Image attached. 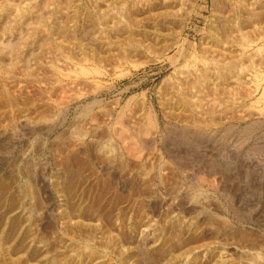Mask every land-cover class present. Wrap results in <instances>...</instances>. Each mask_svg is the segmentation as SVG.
Returning <instances> with one entry per match:
<instances>
[{"label": "rangeland", "instance_id": "obj_1", "mask_svg": "<svg viewBox=\"0 0 264 264\" xmlns=\"http://www.w3.org/2000/svg\"><path fill=\"white\" fill-rule=\"evenodd\" d=\"M50 1L45 0L46 6L54 12L56 0ZM64 1H68L62 4L66 15L54 12L58 21L64 19L59 22L61 30L51 42L44 41L34 49L33 54L40 56L28 59L30 70L20 66V71L15 68L1 73L2 85L7 84L11 92L7 99L11 105H5L0 88V111L11 107L13 114H18L19 119L14 116L17 121L25 116L37 121L40 116L49 118V113L54 117L60 108L63 112L54 117L57 123L51 132L43 127L26 128L28 132L21 127L9 140L0 138V151L4 148L10 152L8 160L0 152V264H264V163L252 158L245 163L251 172L249 177L235 180L233 171L232 180H224L217 169L208 173L199 157L216 153L213 157L221 161L226 157L232 160L229 163L240 161L242 157L233 155L230 143L224 149L226 153L221 152L223 146L202 144V150H198L202 156L192 162L176 153L171 155L163 138L164 133L175 132L174 128L195 127L207 121L214 125L207 124L213 132L228 122L243 125L249 120H261L264 125V0H248V5L247 0H183L180 4L176 0ZM8 2L20 6L27 3ZM90 12L104 15L88 17ZM210 36L220 39L219 43L210 44ZM13 44L5 38L0 42L6 48ZM208 46L212 52L206 54ZM177 47L182 48L181 56ZM218 52L229 54L228 57L233 54L231 60L239 56L234 61L237 65L243 62L242 70L249 66L244 77L240 75L246 78V86L242 85L244 88L235 92V97L223 93L220 87L218 91L213 84L214 88H198V94L191 89L190 102L197 99L193 105L200 106H193L190 111L180 103L176 90L181 92L187 87L189 82L183 77L190 69L202 67L208 55L217 56ZM82 57L84 61L80 62ZM74 65L78 70L71 69ZM20 74L29 76L19 78ZM203 87L205 95L201 93ZM245 87L253 90L251 99L246 98ZM199 96L206 97L202 100ZM232 97L236 99L232 101ZM202 101L210 104L207 107ZM212 101L218 102L216 107ZM206 107L209 115L204 111ZM7 117L0 112V123H5ZM243 117L246 118L242 120ZM190 118L197 123L191 124ZM235 167L238 169L239 165ZM192 184L200 185L202 193L196 201L186 199ZM24 185L29 188L27 197ZM28 208L33 210V217L27 214ZM238 231L250 239L253 236L252 245L246 243L248 239H236Z\"/></svg>", "mask_w": 264, "mask_h": 264}, {"label": "bare ground", "instance_id": "obj_2", "mask_svg": "<svg viewBox=\"0 0 264 264\" xmlns=\"http://www.w3.org/2000/svg\"><path fill=\"white\" fill-rule=\"evenodd\" d=\"M1 1V0H0ZM20 0H16V2L18 3ZM25 1H27V3L26 4H23V5H13V3H12V5L8 2V0H3V4L2 3H0V42H1V40H2V38H5V41H10V42H12V44H13V47L11 46L10 48H6L5 47V45H3V46H1L0 45V86H2V87H0L1 89H2V91H1V94H2V96L4 97V99H5V105L6 106H8V105H11L10 104V100H8L7 101V99H9V92L10 91H8L7 89L8 88H6V85L5 84H3L2 85V78L3 77H1V73H4V72H7L8 73V71H11V70H13V69H17L18 71H20L18 68L20 67V66H22V67H20L22 70H25V69H29L30 70V67L28 66V59L31 57V58H33V59H35L38 55H36V54H33V51H35L34 49L35 48H37V47H39V45H41L42 46V43L44 42V41H50L51 42V40L54 38L53 36L59 31V30H61V28H60V21H62V20H64V19H59L60 21H58V18L56 17V14L57 13H59V12H61L62 11V8H63V6H62V4H64L63 2H65L64 0H56V7H55V10L56 11H54V12H52V11H50L49 10V8H47V6H49L48 4H47V6H46V3H45V0H25ZM53 0H51L50 2H52ZM76 1V0H75ZM84 1V0H83ZM82 1V2H83ZM92 1V0H91ZM94 1V0H93ZM113 1V0H112ZM118 0H116L115 2H117ZM120 2H121V0H119ZM166 1V0H165ZM169 1H171V0H169ZM176 1H178L179 2V4H180V2H183L184 3V1L183 0H176ZM248 1V0H247ZM47 2H49V1H47ZM66 2H68V1H66ZM65 2V3H66ZM85 3H86V1H84ZM90 2V1H89ZM95 2V1H94ZM99 2V1H98ZM240 2H242V1H239V5H241L240 4ZM245 1H243V4H245L244 3ZM21 3V2H20ZM72 4H73V2H71ZM100 3V2H99ZM106 3V2H105ZM249 3H251V2H249L248 1V3L246 4V5H248ZM263 3V2H262ZM66 4H68V3H66ZM76 4V3H75ZM78 4V3H77ZM112 4V3H111ZM114 4V6L116 5L115 3H113ZM182 4V3H181ZM260 4V3H259ZM50 5H52L51 3H50ZM94 5V4H93ZM92 5V6H93ZM98 5V4H97ZM138 5V4H137ZM238 5V6H239ZM54 6V5H53ZM62 6V7H61ZM86 6H87V4H86ZM95 6V5H94ZM117 6V5H116ZM119 6V5H118ZM172 6V5H171ZM175 6H176V4H175ZM72 6H70V8H71ZM89 7H90V5H89ZM88 7V8H89ZM96 7V6H95ZM111 7V6H110ZM241 7V6H240ZM249 7V6H248ZM247 7V8H248ZM48 10H47V9ZM64 8H65V6H64ZM92 7H90V9H91ZM112 8H113V6H112ZM116 8V7H115ZM179 8H181L180 6H179ZM58 9V10H57ZM67 9H69V8H67ZM95 9H97V8H95ZM99 9V8H98ZM104 9V8H103ZM106 9V8H105ZM127 9V8H126ZM64 10V9H63ZM66 10V9H65ZM65 10H64V12H65ZM82 10H83V8H82ZM92 11L94 10V9H91ZM114 10V9H113ZM112 10V11H113ZM67 11V10H66ZM74 11V10H73ZM95 11V10H94ZM117 11V10H116ZM252 11V10H251ZM251 11H249V13H251ZM63 11H62V13H64ZM76 12V11H75ZM75 12H73V13H75ZM86 12V11H85ZM96 12V11H95ZM94 12V13H95ZM105 12H107L108 13V11L106 10ZM104 12V13H105ZM234 12V11H233ZM67 13V12H66ZM77 13V12H76ZM82 13V12H81ZM80 13V14H81ZM84 13V12H83ZM116 13V12H115ZM248 13V14H249ZM60 14V13H59ZM65 14V13H64ZM64 14H62V15H64ZM80 14H79V16H80ZM106 14V13H105ZM109 14V13H108ZM178 14V13H177ZM216 14V13H215ZM247 14V13H246ZM66 15V14H65ZM87 14H85V16H86ZM94 14H92L91 12H90V14H88L87 16L88 17H92ZM96 15V14H95ZM94 15V16H95ZM97 15H104V14H97ZM95 16V17H98V16ZM107 15V14H106ZM172 15V14H171ZM174 15V14H173ZM78 16V15H77ZM112 16V15H111ZM110 16V18H112ZM175 16V15H174ZM221 16V15H220ZM66 17V16H65ZM87 17V19L89 20V18ZM102 17V16H101ZM244 17V16H243ZM69 18V17H68ZM103 18V17H102ZM115 18V17H114ZM153 18V17H152ZM173 18V17H172ZM225 18V17H224ZM95 19V18H94ZM93 19V20H94ZM100 19V18H99ZM98 19V20H99ZM148 19H150V18H148ZM248 19V18H247ZM67 20V19H66ZM154 20V19H153ZM104 21V20H103ZM106 21V20H105ZM104 21V22H105ZM64 22H66V21H64ZM98 22V21H97ZM100 22H102V21H100ZM99 22V23H100ZM112 22V21H111ZM255 22V21H254ZM70 23H72V22H70ZM248 23V22H247ZM69 24V23H68ZM153 24V23H152ZM243 24V23H242ZM95 25V24H94ZM108 25V24H107ZM63 26H65V25H63ZM62 26V27H63ZM151 26V25H150ZM213 26V25H212ZM246 26V25H245ZM111 27V26H110ZM114 27H115V24H114ZM63 28H65V30H67V28L66 27H63ZM62 28V29H63ZM86 28V27H85ZM104 29H105V27H104ZM108 29V28H107ZM111 29V28H110ZM215 29V28H214ZM263 29V28H262ZM64 30V31H65ZM69 30V29H68ZM76 30V29H75ZM152 30V29H151ZM161 30H163V28L161 29ZM234 30V29H233ZM210 31H211V29H210ZM251 31V30H250ZM60 32V31H59ZM78 32V31H77ZM160 32V31H159ZM243 31H241V33H242ZM258 32H260V31H258ZM105 33V32H104ZM116 33V32H115ZM176 33V32H175ZM246 33V32H245ZM60 34V33H59ZM62 34V33H61ZM102 34V33H101ZM186 34V33H185ZM210 34V33H209ZM256 34V33H255ZM259 34H261V33H259ZM100 35V34H99ZM172 35V34H171ZM234 35V34H233ZM249 35V34H248ZM56 36H58L57 34H56ZM68 36V35H67ZM95 36V35H94ZM104 36V35H103ZM254 36V35H253ZM98 37V36H97ZM101 37V36H100ZM112 37V36H111ZM232 37V36H231ZM230 37V38H231ZM234 37V36H233ZM232 37V38H233ZM60 38H62V37H60ZM73 38V37H72ZM75 38V37H74ZM82 38V37H81ZM86 38V37H85ZM242 38V37H241ZM258 38V37H257ZM99 39V38H98ZM102 39V38H101ZM110 39V38H109ZM186 39V38H185ZM219 39V38H218ZM246 39V38H245ZM252 39H253V37H252ZM12 40V41H11ZM61 40V39H60ZM89 40H91L90 38H89ZM112 40V39H111ZM153 40V39H152ZM165 40V39H164ZM183 40V39H182ZM206 40V39H205ZM243 40H244V37H243ZM243 40H242V42H243ZM58 41H59V38H58ZM63 41V40H62ZM172 41V40H171ZM184 41V40H183ZM182 41V42H183ZM188 41V40H187ZM219 41H220V39H219ZM219 41H217L216 40V37H211L210 36V38H209V43L210 44H215V45H217L218 43H219ZM252 41V40H251ZM126 42V41H125ZM173 42H176V41H173ZM178 42V41H177ZM206 42V41H205ZM224 42H226V41H224ZM236 42H238V43H240V41H236ZM246 41H244V43H245ZM8 43V42H7ZM54 43V42H53ZM52 43V44H53ZM172 43V42H171ZM180 43V42H179ZM186 43V42H185ZM223 43V42H222ZM221 43V44H222ZM247 43V42H246ZM3 44V43H2ZM46 44V43H45ZM48 44V43H47ZM60 43H57L56 45H59ZM63 44V43H62ZM69 45H70V43H68ZM181 44V43H180ZM254 44V43H253ZM11 45V44H10ZM50 45H51V43H50ZM49 45V46H50ZM54 45V44H53ZM65 45H66V43H65ZM108 45V44H107ZM212 45V46H213ZM248 45V44H247ZM52 46V45H51ZM60 46V45H59ZM126 46V45H125ZM181 46V45H180ZM206 46V45H205ZM7 47H8V45H7ZM43 47H45V46H43ZM46 47H47V45H46ZM53 47V46H52ZM65 47V46H64ZM130 47V46H129ZM185 47V46H184ZM224 47V46H223ZM263 47V46H262ZM57 48V47H56ZM62 48V47H61ZM65 48H67V47H65ZM72 48V47H71ZM168 48H170V47H168ZM176 48V47H175ZM178 48V47H177ZM191 48H192V45H191ZM214 48V47H213ZM219 48V47H218ZM52 49V48H51ZM55 49V47H53V50ZM69 49V48H68ZM167 49V48H166ZM194 49V48H193ZM216 50H217V48H215ZM238 49V48H237ZM40 50V49H39ZM58 50V49H57ZM60 50V49H59ZM71 50V49H70ZM178 50V52H177V54H179L180 56H181V54H182V48L180 49V48H178L177 49ZM176 50V51H177ZM189 50V49H188ZM201 50V49H200ZM246 50V49H245ZM37 51V50H36ZM50 51V50H49ZM68 51V50H67ZM121 51V50H120ZM168 51V50H167ZM175 51V50H174ZM215 51V50H214ZM218 51V50H217ZM216 51V52H217ZM219 51H222V50H219ZM238 51V50H237ZM39 52V51H38ZM44 52V51H43ZM43 52H41V53H43ZM47 52H48V49H47ZM56 52V51H55ZM54 52V53H55ZM63 52V51H62ZM166 52V51H165ZM210 52H212V48L211 47H209L208 46V48H207V50H206V54L207 53H210ZM227 52V51H226ZM231 51H229L228 50V52L227 53H230ZM239 52H241V50L239 51ZM238 52V54L240 55V53ZM256 52V51H255ZM236 53V52H235ZM242 54H243V52H241ZM44 54V53H43ZM42 54V55H43ZM215 54V53H214ZM231 54V53H230ZM255 54V53H254ZM253 53H252V55H254ZM263 54V53H262ZM262 54H259V55H262ZM69 55V54H68ZM88 55V54H87ZM229 55V54H228ZM228 55L227 54H224L223 52L221 53H219L218 52V54H217V56H215V55H212V53L210 54V55H208L206 58H205V60L203 61V66L202 67H197V68H199V69H197V68H195V67H193L194 69H190V68H188V69H190L187 73H186V75L183 77L182 75V77H183V79L185 78L186 80L185 81H187L186 83H188V85H187V87L189 86V89H187V87L185 88V89H183V91H181L180 92V90L178 89V90H176V92L178 93V97L180 98V103L182 104H184V106H186V107H189V110L190 111H193V106L195 107V105H193V102H195V101H191L190 102V100H193V99H191L192 98V96H191V94H193V89L195 90L194 92H196L197 90H198V88L199 89H201V87L202 86H209V85H214V86H218V91H219V87H220V89H222L223 90V93L225 92L226 94H228L229 96L232 94V95H234V97L238 94H236L235 95V92H239V90H241L240 88H244V87H241L242 85H244L245 83H247V80H245L246 78H244L243 79V77H244V73L247 71V66H246V68L244 69V70H242V67H243V62H241V63H239V65H237L236 64V62L237 61H234L237 57L239 58V56H237V57H233V59L231 60V57L230 56H232V55H230L229 57H228ZM36 56V57H35ZM40 56V55H39ZM58 56V55H57ZM111 56H113V55H111ZM176 56V55H175ZM175 56H174V58H175ZM179 56V57H180ZM246 56H248V55H246ZM250 57H251V55H249ZM46 57V56H45ZM81 57V56H80ZM99 57V56H98ZM107 57V56H106ZM115 57V56H114ZM157 57V56H156ZM185 57V56H184ZM89 58H91V57H89ZM109 58V57H108ZM118 58V57H117ZM116 58V59H117ZM121 58V57H120ZM170 58V57H169ZM183 58V57H182ZM193 58V57H192ZM197 58H198V56H197ZM39 59V58H38ZM66 59V58H65ZM86 59H88V58H86ZM104 59H106V58H104ZM111 59V58H110ZM119 59V58H118ZM189 59V58H188ZM244 59H245V57H244ZM246 59H247V57H246ZM245 59V60H246ZM81 60L82 61H80V62H83L84 60H83V57L81 58ZM115 60V59H114ZM120 60V59H119ZM238 60V59H237ZM242 60H243V58H242ZM248 60V59H247ZM32 61V60H31ZM48 61V60H47ZM66 61H67V59H66ZM86 61V60H85ZM92 61H94V60H92ZM97 61V60H96ZM106 61H107V59H106ZM118 61V60H117ZM132 61V60H131ZM180 61V59L179 60H177V63ZM185 61V60H184ZM193 61V60H192ZM249 61H250V59H249ZM252 61V60H251ZM36 62V61H35ZM34 62V63H35ZM68 62V61H67ZM95 62V61H94ZM100 62V61H99ZM146 62V61H145ZM172 62H173V59H172ZM245 62V61H244ZM247 62V61H246ZM46 63V62H45ZM48 63V62H47ZM132 63V62H131ZM175 63V62H174ZM253 63V62H252ZM37 64V63H36ZM55 64V63H54ZM62 64V63H61ZM82 64V63H81ZM107 64V63H106ZM142 64V63H141ZM199 64V62L197 63V65ZM56 65V64H55ZM63 65H65V64H63ZM101 65H102V63H101ZM124 65V64H123ZM170 65H172V63L170 64ZM180 65V64H179ZM241 65V66H240ZM252 65V64H251ZM38 66H39V64H38ZM41 66V65H40ZM76 66L77 65H74L71 69L73 70V68H74V70H76L77 68H76ZM186 66V65H185ZM191 66H192V64H191ZM198 66H200V64L198 65ZM238 66V67H237ZM51 67H53V66H51ZM50 67V68H51ZM80 66H78V68H79ZM249 67V66H248ZM35 67H33V69H34ZM81 68H82V66H81ZM252 68V67H251ZM256 68V67H255ZM46 69V68H45ZM68 69H69V67H68ZM181 69V68H180ZM187 69V68H186ZM28 70V71H29ZM38 70V69H37ZM78 70V69H77ZM239 70H240V72H239ZM46 71V70H45ZM63 71V70H62ZM61 71V72H62ZM70 71V70H69ZM86 71V70H85ZM185 71V70H184ZM248 71H249V69H248ZM31 72V71H30ZM60 72V73H61ZM68 72V71H67ZM78 72V71H77ZM81 74H82V72L81 71H79ZM83 72H84V69H83ZM104 72V71H103ZM125 72V71H124ZM253 72V71H252ZM14 74L16 73V71H14L13 72ZM25 73H27V72H25ZM45 73V72H44ZM69 73H71V72H69ZM86 73H87V71H86ZM86 73H84V74H86ZM89 73V72H88ZM182 73V72H181ZM254 73V72H253ZM263 73V72H262ZM5 74V73H4ZM16 74H19L18 72L16 73ZM23 74V73H22ZM22 74H20L18 77L19 78H21V76L22 77H26L27 78V76H29V75H26V74H24L25 76H23ZM57 74V73H56ZM64 74V73H63ZM72 74H74V73H72ZM83 74V75H84ZM185 74V73H184ZM183 74V75H184ZM242 74V76H240ZM66 75H68L67 73H66ZM178 75H180V73L178 74ZM246 75H248V73L246 74ZM245 75V76H246ZM9 76V74L7 75V77ZM11 76H12V74H11ZM49 76V75H48ZM52 76V75H51ZM59 76H60V74H59ZM72 76V75H71ZM86 76V75H85ZM253 76V75H252ZM7 77H4V78H6L7 79ZM31 77V76H30ZM36 77V76H35ZM61 77H62V75H61ZM63 77H64V75H63ZM66 78L68 77V76H65ZM70 77V76H69ZM180 77V76H179ZM178 77V78H179ZM10 78V77H9ZM29 78V77H28ZM73 78V77H72ZM192 78V79H191ZM254 78V77H253ZM255 78H256V76H255ZM254 78V79H255ZM15 79V78H14ZM29 79H31V78H29ZM33 79L34 78H32L31 80L33 81ZM65 79V78H64ZM16 80H18V79H16ZM27 80V79H26ZM230 80H232V84H228V82H230ZM3 81H5V80H3ZM12 81V80H11ZM15 81V80H14ZM19 81V80H18ZM36 81V80H35ZM39 81V80H38ZM82 81V80H81ZM183 81V80H182ZM6 82V81H5ZM25 82V81H24ZM27 82V81H26ZM37 82V81H36ZM17 83V82H16ZM68 83V82H67ZM11 84H14V82H11ZM18 84V83H17ZM27 84V83H26ZM69 84V83H68ZM182 84V86H183V83H181ZM255 84V83H254ZM257 82H256V87H257ZM18 85H20V84H18ZM33 85V84H32ZM60 85H61V83H60ZM82 85V84H81ZM212 85V86H213ZM27 86V85H26ZM25 86V87H26ZM29 86V85H28ZM48 86V85H47ZM69 86V85H68ZM72 86V85H71ZM186 86V85H185ZM214 86H213V88H214ZM244 86H246V85H244ZM30 87V86H29ZM80 87V86H79ZM84 86H82V88H83ZM89 87V86H88ZM92 87V86H91ZM20 88H22V86H20ZM19 88V89H20ZM46 88V87H45ZM67 88V87H66ZM69 88V87H68ZM85 88V87H84ZM95 88V87H94ZM206 88V87H205ZM208 88V87H207ZM246 88V87H245ZM38 89V88H37ZM91 89V88H90ZM89 89V90H90ZM165 89V88H164ZM192 89V90H191ZM12 90V89H11ZM78 90V89H77ZM124 90V89H123ZM204 90H206V89H204V87H203V92H201V93H203L202 95H205V93H204ZM208 91L207 92H209V88L207 89ZM245 90V89H244ZM246 90H247V88H246ZM79 91V90H78ZM169 92H170V90H168ZM212 91V90H211ZM210 91V92H211ZM242 91V90H241ZM16 92V91H15ZM66 92V91H65ZM71 92V91H70ZM80 92V91H79ZM88 92V91H87ZM206 92V91H205ZM11 93V92H10ZM21 93V92H20ZM36 93V92H35ZM64 93V92H63ZM161 94H162V92H160ZM197 94L198 93H200L199 91H197L196 92ZM195 93V94H196ZM212 93V92H211ZM222 93V92H221ZM220 93V94H221ZM231 93V94H230ZM41 94V93H40ZM49 94V93H48ZM214 94V93H213ZM216 94H218V93H216ZM240 94V93H239ZM253 94V90H251V92L250 91H246V98H250L251 97V95ZM66 95V94H65ZM201 95V96H202ZM207 95V94H206ZM208 95H210V94H208ZM212 95V94H211ZM231 95V96H232ZM244 95V96H245ZM17 96H19V95H16V97ZM27 96V95H26ZM62 96H64L63 94H62ZM67 96H68V94H67ZM174 96H176L175 95V92H174ZM191 96V97H190ZM195 96V95H194ZM216 96V95H215ZM219 96V95H218ZM230 96V97H231ZM243 96V95H242ZM2 97V98H3ZM53 97V96H52ZM57 97V96H56ZM79 97H80V95H79ZM167 97H169L168 95H167ZM196 97V96H195ZM194 97V98H195ZM204 97H206V96H204ZM204 97H197V98H201L202 100L203 99H205ZM234 97H232V101H234L236 98H234ZM35 98V97H34ZM46 98V97H45ZM62 98V97H61ZM165 98H166V96H165ZM170 98H172V97H170ZM174 98V97H173ZM214 98V97H213ZM217 98V97H216ZM54 99V98H53ZM167 99V98H166ZM251 99V98H250ZM18 100V99H17ZM37 100V99H36ZM62 100V99H61ZM131 100V99H130ZM206 100H208V98L206 99ZM210 100V99H209ZM212 100V99H211ZM223 100H224V98H223ZM244 100H245V98H244ZM247 100V99H246ZM38 101V100H37ZM57 101V100H56ZM68 101V100H67ZM198 101V100H197ZM214 101V100H213ZM212 101V102H213ZM216 101H218V100H216ZM215 101V102H216ZM220 101H222V100H220ZM220 101H218V102H220ZM238 102H239V100H237ZM236 101V102H237ZM26 102V101H25ZM65 102H66V100H65ZM96 102V101H95ZM171 102H172V100H171ZM177 102H179V101H177ZM176 102V103H177ZM200 102V101H199ZM203 103H205L206 101H202ZM211 102V103H212ZM218 102H216V104H214V102H213V104L215 105V107L217 106V103ZM226 102V101H225ZM13 103V102H12ZM22 103V102H21ZM53 103V102H52ZM54 103H56V102H54ZM57 103H60V102H57ZM91 103V102H90ZM101 103V102H100ZM166 103H168V102H166ZM191 103H192V105H191ZM202 103V104H203ZM227 103H228V101H227ZM174 104V103H173ZM194 104H196V102L194 103ZM200 104V103H199ZM206 104V103H205ZM208 104V103H207ZM207 104H206V106H207ZM210 104V103H209ZM208 104V105H209ZM213 104H212V106H213ZM247 104V103H246ZM250 104V103H249ZM252 104V103H251ZM15 105V104H14ZM49 105V104H48ZM92 105V104H91ZM228 105V104H227ZM230 105V104H229ZM228 105V106H229ZM232 105V104H231ZM167 106H168V104H167ZM176 106V105H175ZM178 106V105H177ZM180 106V105H179ZM198 106V105H197ZM200 106V105H199ZM198 106V107H199ZM47 107V106H46ZM89 107V109H90V105L88 106ZM87 107V108H88ZM92 107V106H91ZM163 107V106H162ZM171 107V106H170ZM198 107H195V109H197ZM202 107V106H201ZM208 107V106H207ZM206 107V108H207ZM215 107L213 106V110L215 109ZM223 107V106H222ZM11 107H8V109H6V107L3 109V111H0V112H4V113H6L7 115H8V117H7V121L4 123V122H2V123H0V138H3V139H5V138H8L7 140H9L10 138H12V137H14L15 135H16V132L18 131V128L19 129H21V127H23L22 129H37V128H40V127H43L44 128V130H46V131H50L51 132V130L54 128L53 126L57 123H55V121H56V117L61 113V112H63L62 111V109L60 108V109H58V111H57V116L54 118L53 117V115L51 116L50 115V113H49V115H48V117L49 118H47L46 116H44V118L42 119L41 118V116H40V118H41V120H39L38 121V119H40V118H38L37 119V121H33V120H31V119H29V118H23V119H21L20 118V120L19 121H17L16 119H15V115L17 116V118H18V114H13V111L10 109ZM13 108V107H12ZM41 108V107H40ZM62 108H64V107H62ZM126 108V107H125ZM202 108H204V106L202 107ZM209 108H210V106H209ZM209 108H207V109H204V111L206 112V110H210ZM212 108V107H211ZM226 108V107H225ZM84 109V108H83ZM83 109H81L82 110V112L84 111ZM162 109V108H161ZM169 109V108H168ZM170 109H172V107L170 108ZM169 109V110H170ZM174 109H176L175 107H174ZM178 109H180V107L178 108ZM192 109V110H191ZM50 110V109H49ZM107 110V109H106ZM105 110V111H106ZM183 110V109H182ZM181 109H180V111H182ZM188 110V109H187ZM188 110V111H189ZM199 110H200V108H199ZM212 110V109H211ZM222 110H223V108H222ZM236 110V109H235ZM239 110V109H238ZM251 110V109H250ZM260 110V109H259ZM90 111V110H89ZM173 111V110H172ZM179 111V110H178ZM231 111V110H230ZM247 111V110H246ZM246 111H243V113L244 112H246ZM84 112H86V111H84ZM83 112V113H84ZM163 112H164V110H163ZM174 112V111H173ZM204 112V113H205ZM214 112H215V110H214ZM213 112V115L215 114ZM219 112V111H218ZM248 112V111H247ZM257 112V111H256ZM18 113V112H17ZM56 113V112H55ZM82 113V114H83ZM87 113V112H86ZM207 113V112H206ZM210 113H211V111H210ZM36 114V113H35ZM47 114V113H46ZM85 114V113H84ZM182 114V113H181ZM180 114V115H181ZM188 114V113H187ZM248 114H249V112H248ZM4 115V114H3ZM85 115H87V114H85ZM101 115V114H100ZM183 115V114H182ZM206 115H209L208 113L206 114ZM216 115V114H215ZM214 115V116H215ZM228 115V114H227ZM240 115V114H239ZM20 117H22L21 115H19ZM31 116V115H30ZM61 116H62V114H61ZM80 116H82V115H80ZM84 116V115H83ZM132 116V115H131ZM148 116V115H147ZM193 116V115H192ZM199 116H201V115H199ZM210 116H211V114H210ZM237 116H238V114H237ZM254 116V115H253ZM263 116V115H262ZM43 117V116H42ZM46 117V118H45ZM85 117V116H84ZM133 117V116H132ZM178 117H179V115H178ZM197 117V116H196ZM211 117H213V116H211ZM210 117V118H211ZM235 117V116H234ZM242 117V116H241ZM246 117H247V115H246ZM246 117H243L242 118V120L244 119V118H246ZM3 118V117H2ZM58 118V117H57ZM184 118V117H183ZM182 118V119H183ZM193 118H195V116H193ZM193 118H190V119H192L193 121H191V122H193V123H191V124H196L197 122L193 119ZM198 118V117H197ZM207 118V117H206ZM205 118V119H206ZM214 118V117H213ZM212 118V119H213ZM237 118V117H236ZM235 118V119H236ZM248 118V117H247ZM19 119V118H18ZM63 119V118H62ZM119 119V118H118ZM168 119V118H167ZM187 119H188V117H187ZM219 119V118H218ZM229 119V118H228ZM231 119V118H230ZM147 120V119H146ZM199 120V119H198ZM197 120V121H198ZM201 121H202V119H200ZM199 120V121H200ZM215 120V119H214ZM42 121V122H41ZM177 121V120H176ZM200 121V122H201ZM211 121H213V120H211ZM216 121V120H215ZM225 120H223V121H221V122H224ZM232 121H233V119H232ZM236 121H238V119L236 120ZM261 121V120H260ZM259 120H249V122H246L245 124L243 123V125H235V123L233 124V123H229L228 122V124H226L225 123V125H223L222 127H220V128H216V129H218V130H216L215 132H213V130L211 131L210 129H209V127H208V123L209 124H211L210 122H206V121H204V122H206L204 125H201V123H199V125L197 124L195 127H193L194 125H192V127H182V128H174V129H177L175 132H172V133H167V134H163V138H165L166 139V143H168V146H169V153L172 155V154H174L175 155V153H176V155L178 156V155H181V156H179V157H182V159H188V160H192V162L193 161H195L196 160V158H198L199 156H202V154H200L199 152H198V150H199V148H200V150H202V144H203V147H204V145H205V143H210V142H212L213 144H215V146H223V148L221 149V152H225L226 153V151H224V149L226 148V147H228V145L227 144H229L230 143V147L231 148H233V152H234V154L233 155H235L236 157H238V156H240V157H242V159L240 160V161H235V162H232V163H229V162H231L230 160H228V159H230V157L227 159V157H226V159H224L223 161H221V160H219L217 157L215 158V157H213L215 154H213L212 156H208V157H203V158H200L199 157V159L202 161L203 160V162L205 163V166H206V168H207V172L209 173L210 171V173H215L214 171H216L215 169H217V171H219L220 172V176L221 177H223V178H225L224 180H228L229 178L232 180V178H231V173H233V171H234V178H235V180H238L239 178H241V177H249L251 174V172H249L247 169H246V167H245V163L247 162V161H253V160H257V161H260V162H262V163H264V125H262V122H260ZM118 122V121H117ZM146 122V121H145ZM196 122V123H195ZM203 122V121H202ZM217 122H218V120H217ZM221 122H220V124H221ZM235 122V121H234ZM102 123V122H101ZM119 123V122H118ZM176 123V122H175ZM186 123V122H185ZM188 123V122H187ZM216 123V122H215ZM117 124V123H116ZM217 124V123H216ZM219 124V125H220ZM38 125H40V126H38ZM90 125V124H89ZM118 125V124H117ZM151 125V124H150ZM188 125H189V123H188ZM212 125V124H211ZM222 125V124H221ZM165 126V125H164ZM172 126H174V125H172ZM214 125H212V127H213ZM218 126V125H217ZM216 127V126H215ZM78 128V127H77ZM129 128V127H128ZM128 128H124L125 130L127 129V130H129ZM26 129V130H27ZM41 129V128H40ZM83 129V128H82ZM124 129L123 128H121V130H123L124 131ZM141 129V128H140ZM214 129V128H213ZM78 130V129H77ZM143 130V129H142ZM24 131V130H23ZM28 131V130H27ZM42 131V130H41ZM71 131V130H70ZM133 131V130H132ZM29 132V131H28ZM33 132V131H32ZM113 132V131H112ZM114 132H115V130H114ZM114 132H113V134H114ZM127 132V131H126ZM125 132V133H126ZM20 133V132H19ZM130 133V132H129ZM132 133V132H131ZM127 134V133H126ZM60 135V134H59ZM115 135H116V133H115ZM114 135V136H115ZM128 135V134H127ZM65 136V135H64ZM37 137H38V135H37ZM41 137V136H40ZM83 137H84V135H83ZM125 137V136H124ZM71 138H72V136H71ZM143 138H145V137H143ZM19 139V138H18ZM34 139V138H33ZM69 139V138H68ZM116 139H117V137H116ZM69 140H71V139H69ZM90 140V139H89ZM92 140V139H91ZM108 140V139H107ZM152 140V139H151ZM60 141V140H59ZM62 141V140H61ZM125 141V140H124ZM127 141V140H126ZM37 142V141H36ZM58 142V141H57ZM77 142V141H76ZM80 142V141H79ZM123 142V141H122ZM53 143V142H52ZM147 143V142H146ZM8 144V143H7ZM101 144V143H100ZM143 144V143H142ZM72 145V144H71ZM9 146V145H8ZM13 146V145H12ZM105 146V145H104ZM122 146H123V144H122ZM210 146V145H209ZM6 147H7V145H6ZM124 147V146H123ZM70 148H71V146H70ZM125 148V147H124ZM214 148V147H213ZM230 148V149H231ZM2 149V148H1ZM7 149V148H6ZM107 149V148H106ZM109 149V148H108ZM130 149V148H129ZM149 149V148H148ZM215 149H216V147H215ZM218 149V148H217ZM65 150V149H64ZM113 150V149H112ZM125 150V149H124ZM174 151V152H171V151ZM199 150V151H200ZM227 150V149H226ZM61 151V150H60ZM128 151H130V150H128ZM132 151H134V150H132ZM142 151V150H141ZM167 151V150H166ZM1 152V151H0ZM66 152V151H65ZM97 152V151H96ZM168 152V151H167ZM204 152V151H203ZM228 152V151H227ZM10 153V152H9ZM9 153H8V151L7 150H5L4 148L2 149V152H1V155H2V157H3V159H6V160H8L7 159V154L9 155ZM68 153V152H67ZM131 153V152H130ZM136 153V152H135ZM140 153V152H139ZM199 153V154H198ZM211 153V152H210ZM219 153H220V151H219ZM129 154V153H128ZM104 155V154H103ZM183 155V156H182ZM224 155V154H223ZM223 155H220V158L222 157H224ZM226 155V154H225ZM230 155V154H229ZM231 155H232V153H231ZM113 156V155H112ZM127 156V155H126ZM170 156V155H169ZM203 156H205V155H203ZM216 156V155H215ZM218 156V155H217ZM228 156V155H227ZM20 157V156H19ZM115 158H116V156H114ZM96 158V157H95ZM100 158V157H99ZM102 158V157H101ZM108 158H110V157H108ZM118 158H120V156L118 155ZM127 158V157H126ZM135 158V157H134ZM235 158V157H234ZM252 158H253V160H252ZM122 159V158H121ZM120 159V160H121ZM188 160H184V161H186V163L187 162H190V161H188ZM235 160V159H234ZM14 161V160H13ZM104 161V160H103ZM135 161V160H134ZM229 161V162H228ZM9 162V161H8ZM63 162V161H62ZM74 162V161H73ZM121 162V161H120ZM176 162V161H175ZM119 163V162H118ZM179 163V162H178ZM185 163V164H186ZM196 163V162H195ZM194 163V164H195ZM197 163H199V161L197 162ZM234 163H235V166H236V164L237 165H239V168L237 169L235 166H233L234 165ZM252 163V162H251ZM46 164V163H45ZM112 164V163H111ZM189 164V163H188ZM201 164H202V162H201ZM247 164V163H246ZM108 165V164H107ZM153 165V164H152ZM179 165V164H178ZM184 165V164H183ZM182 165V166H183ZM196 165V164H195ZM251 165V164H250ZM33 166V165H32ZM154 166V165H153ZM202 166H204V164L202 165ZM262 166V165H261ZM179 167V166H178ZM186 167V166H185ZM188 167V166H187ZM186 167V168H187ZM191 167V166H190ZM189 167V168H190ZM196 168H197V166H195ZM140 168V167H139ZM192 168V167H191ZM200 169L201 168H199V170H198V172H200ZM252 169V168H251ZM117 170V169H116ZM139 170V169H138ZM137 170V171H138ZM205 171H206V169H204ZM32 171H33V169H32ZM141 171V170H140ZM194 171V170H193ZM161 172V171H160ZM196 172V171H195ZM204 172V171H203ZM158 173V172H157ZM261 173V172H260ZM207 174V173H206ZM255 174V173H254ZM196 175V174H195ZM213 175V174H212ZM257 175V174H256ZM144 176V175H143ZM202 176V175H201ZM200 176V177H201ZM214 176V175H213ZM198 177V176H197ZM206 177V176H205ZM233 177V176H232ZM198 179V178H197ZM202 179V178H201ZM222 179V178H221ZM255 179V178H254ZM120 180V179H119ZM244 180V179H243ZM252 180V179H251ZM142 181V180H141ZM243 182V181H242ZM255 182V181H254ZM62 183V182H61ZM123 184H124V182H123ZM147 184V183H146ZM145 184V185H146ZM213 184V183H212ZM197 185V184H196ZM196 185H193L192 184V187L190 188V191L187 193V197H186V199H189L190 201H196L197 200V198L198 197H200V195L202 194V193H200L199 191L201 190V189H199L200 187V185L197 187ZM61 186V185H60ZM113 186V185H112ZM228 186V185H227ZM237 187V186H236ZM23 188H24V195H25V197H27L28 195H29V192H28V187L26 186V188H25V185L23 186ZM255 188H257V187H255ZM216 190V189H215ZM222 191V190H221ZM246 191V190H245ZM252 191V190H251ZM135 193V192H134ZM247 193V192H246ZM257 193V192H256ZM135 195H137V194H135ZM137 198V197H136ZM176 198V197H175ZM24 199V198H23ZM107 201V200H106ZM34 202V201H33ZM36 202V201H35ZM213 202V201H212ZM211 203V202H210ZM206 204V203H205ZM201 206H203V204L201 205ZM103 208V207H102ZM26 210V209H25ZM258 211V210H257ZM168 212V211H167ZM84 213V212H83ZM27 214L29 215V216H32V214H33V210H31V208H28L27 209ZM85 214V213H84ZM150 214V213H149ZM208 214V213H207ZM242 214V213H241ZM235 215H236V217H237V219L239 220V221H241V219H240V215L238 214V212H236L235 213ZM97 216V215H96ZM213 216V215H212ZM33 217V216H32ZM108 217V216H107ZM208 218V217H207ZM54 222V221H53ZM52 227V226H51ZM178 228V227H177ZM246 232V231H245ZM49 233V232H48ZM215 233V232H214ZM224 235V234H223ZM40 236V235H39ZM45 237V236H44ZM235 237H236V239H238V240H242V242H243V240H249V242H246V243H250L251 245H252V241H251V239L253 238V236H252V238L250 239L249 238V236L247 237V236H245V234H244V232H236V234H235ZM247 237V238H246ZM254 239V238H253ZM252 239V240H253ZM56 240V239H55ZM84 240V239H83ZM247 240V241H248ZM235 241V240H234ZM264 241V240H263ZM239 242V241H238ZM255 244V243H254ZM247 246H249V245H247ZM247 248V247H246ZM161 249V248H160ZM166 252V251H165ZM60 256V255H59ZM243 256V255H242ZM263 256V255H262ZM9 257V256H8ZM99 257V256H98ZM102 257V256H101ZM250 257V256H249ZM254 257V256H253ZM54 258V257H53ZM82 258V257H81ZM55 259V258H54ZM109 259V258H108ZM95 260H96V258H95ZM59 262V261H58ZM56 263V262H55ZM11 264V263H10Z\"/></svg>", "mask_w": 264, "mask_h": 264}]
</instances>
